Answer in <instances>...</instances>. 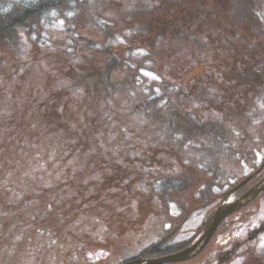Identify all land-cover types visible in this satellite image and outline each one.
<instances>
[{
    "label": "rangeland",
    "instance_id": "374dc122",
    "mask_svg": "<svg viewBox=\"0 0 264 264\" xmlns=\"http://www.w3.org/2000/svg\"><path fill=\"white\" fill-rule=\"evenodd\" d=\"M21 1L0 0V19L26 14L19 10ZM81 1L66 20L52 11L53 21L41 14L23 15L20 26L11 23L15 41L7 46L17 47L0 45V264H117L168 227L164 222L170 219L168 211H176V202H205L191 187L171 195V201L150 196L151 176L200 174L190 184L203 183L209 163L201 157H218L236 180L248 172L232 165L235 151L232 162L225 161L230 153L218 140L231 136L213 131L211 123L226 130L230 118L232 126L247 133L249 122L250 132L264 139V67L255 73L261 77L251 80L249 92L244 90L233 116L224 112L215 117V109L223 107L218 102L227 101L232 89L212 92L209 84L213 73L215 78L232 77L234 84L238 74L257 64L255 48L264 42V0H232L233 11L231 0H206V18L190 0H86L84 8ZM230 11L231 24L244 29L243 43L230 30L220 35L207 30ZM99 17L105 19L104 28ZM32 19L38 20L34 26ZM195 24L192 33L188 28ZM92 40L100 49L90 48ZM107 70L103 78L100 74ZM180 79L188 82L183 97L165 85ZM151 88H163L168 99L154 96L148 104ZM157 100L161 105L156 106L169 113L166 118L159 111L163 121L154 115ZM186 112L201 115L202 126ZM155 123L167 124L159 135ZM144 154L152 161L140 157ZM147 206L153 213L149 209L142 216L139 209ZM208 210L191 212L169 244L187 239ZM236 214L241 221L231 231L237 237L245 234L246 225L264 221V193ZM103 217L110 233L119 230L111 243L103 237ZM219 232L203 257L226 243L228 234L218 237ZM245 252L232 264H264V233Z\"/></svg>",
    "mask_w": 264,
    "mask_h": 264
},
{
    "label": "flooded vegetation",
    "instance_id": "af4514ba",
    "mask_svg": "<svg viewBox=\"0 0 264 264\" xmlns=\"http://www.w3.org/2000/svg\"><path fill=\"white\" fill-rule=\"evenodd\" d=\"M183 1L186 3L187 0H183ZM190 1H191V3L197 5L199 7V9H201L200 7H202V10H201L202 17L206 18L207 16H209L208 11H209L210 7L205 8V6H204V2L206 0H190ZM215 1H217V0H215ZM234 3H236V2H234ZM228 8H230L233 11L232 0H231L230 5L228 6ZM184 10H186L185 5H183V11ZM217 14L218 13L216 12L215 15H217ZM241 16H242L243 20L248 19L245 15H241ZM232 17H234V16H233L231 11L227 15H222V16L216 17L217 18L216 22H214L212 20L213 21L212 24L214 26L212 25L207 30L212 29L213 32H215L219 35L224 34L225 31H227V30H230V32H232V33H230L231 36L233 37V35H234L235 37H237V38L234 37L235 40L239 41L240 43H243L244 39L240 36L241 35L245 36L244 29L237 27L234 23L232 25L231 24L233 22ZM257 17L259 18V16H257ZM218 20H220V22ZM7 23H8L7 20H2V26L7 24ZM196 28L198 29V26L195 24V25H193V27L191 25V27L188 28V30H190L192 33H195V32H197L194 30ZM204 29H206V28H204ZM183 30H184V28L180 29L181 33L184 32ZM5 34H6L5 31L0 26V35L2 36V38L4 37ZM229 41H230V44L234 45L233 39L231 37L229 38ZM1 43H3L5 46L7 45L5 42H3V39L0 40V45H1ZM263 44H264V42L263 43L258 42L256 45V48H255L256 49L255 52H254V50L252 51V52H254V55H257V57H258L257 64L253 63L252 67H251V65H249L247 68H245V71L242 72V75L244 77L241 76L240 74H238V76H236V77L240 78V79L237 80L236 83H234V84H236L235 86H234V84H232L233 81L230 79L232 77H229V79L215 78L214 73H213V75L210 76L209 84L211 85L212 92H219V91H222L224 89L231 88L232 93H233V94H230L227 96V101L218 102V103H221L223 105V107L221 106L222 110H220V111L215 109V112H216L215 117H217V119H220L221 117L218 115L223 114L224 112H226V114L228 112L233 116L238 105H240V101L242 102V99H243L242 96L245 93L249 92V84L252 83L251 80L254 78L256 79V78L261 77L260 75L258 76V74L255 75V73L258 71V69H262L264 67V51L262 49ZM237 46L241 47L240 45H237ZM243 55H244V52H242L241 56H243ZM222 61H225V60L222 59ZM246 63H249L248 60ZM230 66L233 67V65H231V64H230ZM221 71H224V70H221ZM186 85H188V82L185 79H182V80L180 79L178 82H176V84L173 85L174 88L177 89L175 91L176 96L179 95V96L183 97V94H185L184 87ZM189 87H191V85ZM167 88L171 89V83L167 84ZM188 89H190V88H188ZM262 89L264 90V87H262ZM244 90L247 92L244 93ZM147 97H148V99L150 97L152 98V88H151V90L147 91ZM225 98L226 97L224 96V99ZM149 101H150V99H149ZM181 103H182V99H181ZM178 104H179V101H178ZM182 107L183 106H181L180 108H182ZM147 108H149V107H147ZM175 108L178 109V107H175ZM162 111L166 115V118H167V115L169 113L168 112L166 113L165 110H162ZM186 114H188V116L191 119L196 121L197 124L202 126V124L200 122L201 115H198V114L196 115L193 112H191V113L186 112ZM226 117H228V115ZM231 122H233V121L229 118L227 121V124H226V130L224 129L225 128L224 126L222 128H219L217 121L214 123H211V127L213 128V131L218 130V132H220V134L222 136H226V133L228 131L229 135L231 136L227 139L218 140L222 143L221 146L224 149H227L226 151H228L230 153L229 155H225V157H224L225 161L226 162H229V161L232 162V158L234 155H231V153L235 151V157H234L235 162L233 161L232 165L233 164H239L238 167L241 169L247 168L246 171H249L251 169V167H254V166L256 168V165L250 166V163L254 164V163L260 162L262 159H264V139L263 138H257L256 137L257 134L252 133L253 131L250 132L249 122H247V125H246V126H248V128L247 127L245 128L247 130V133H241V129H239L238 126L237 127L232 126L233 123H231ZM167 123L175 126V122H172V123L167 122ZM155 124L157 126L156 130H157L158 135L160 133V129L167 125L166 123H155ZM210 132H212L211 128H210ZM254 137H256V138H254ZM181 138H182V136H180V134H179V139H181ZM174 145H176V144H174ZM233 148H235V150ZM140 157H145L146 161L147 160L152 161L150 156H147V154H144V156L140 155ZM200 160H201V162L204 161V162H208L209 164L205 165L206 176L204 177L203 183L196 182L194 186L190 184L191 183L190 181H191V179L192 180L199 179L200 174L198 175V177L189 176L187 174L176 175V174H170V173H163V174H159L156 176H151V179L148 181V185H147L148 187L146 188V191L148 192V194L150 196H151V193H153V194L156 193V194H160L162 196H165L166 199L169 200L171 195H175L176 193L180 194V192H183L184 190L186 191L187 187H191V188H194L197 190V192L200 194L199 199L201 201H205V202L197 203L194 201L190 202V200L188 202H187V200L186 201L183 200L181 203L176 202V205H175L176 211L173 214L171 211H168V214L170 215V217H169L170 219H168L164 222V223H167L168 227L163 232H161L156 239H154L151 242H148L145 246H143L139 250V253H136V255H144V252L146 253V255H148L152 251L156 252L154 255L161 254L159 252H163L165 250V248H163V246L165 244H168L172 240L173 236L180 229V226L186 221L187 217L193 211L195 212V211L201 210V208L209 209L203 215L202 219L200 220V222L197 226L199 227L202 224H204L205 221L210 216V214L212 213V211L214 210V208L217 205V203L219 202V200L222 199L223 194L228 189H230L233 185H235V183L239 180L238 178H237L238 180H236V178L233 177V175L229 176V172H232V171H230L231 168L224 166L223 161H220L218 157H214L211 160H204L201 157ZM110 161L117 162L115 160H110ZM200 164H202V163H200ZM202 168H204V166ZM255 168H253V169H255ZM232 169H234V167H232ZM240 175L244 176L245 174H240ZM225 178H227V179H225ZM232 178H233V180L230 181V179H232ZM220 181L223 182V186H221ZM230 182H232V184H230ZM245 186H247V185H245ZM245 186L242 187L241 189H239L236 192V194L241 193L244 189H246L248 187V186L247 187H245ZM169 201H171V200H169ZM167 204L169 205L171 203H167ZM122 205L123 204L118 203L117 207L119 206L123 209ZM149 209H150V207L147 206V207H145V210L142 207L139 210L141 211V215L143 216V215H145V213ZM149 211L151 214L153 213V209H150ZM116 212H117V210L114 209V214ZM234 215L235 214L227 217L225 219V221H223V223L217 229V232H218V230L220 231L217 234L218 237L223 236L224 233L228 234L226 243L221 244L222 249H219L220 247L214 246L213 248L216 251L208 252L205 255V257H203L202 256L203 253H201L198 257H202V259H201L200 263H198V264H232L236 260L237 257H240L241 253H244L246 255L247 253L245 252V250L249 251L250 245L253 242H256L259 239V236L264 233V221H262V222H256V223L251 224V225H246L245 234L241 233L237 237L234 236L232 231H231V227H232L231 225H233L234 223H239L241 221V220H239V219H241L240 218L241 216H238L235 218ZM142 216H140V218ZM106 220L107 219L103 217V220L100 219L99 221H100V224H104L103 231L105 232V234L103 235V237L104 238L106 237L108 239L105 242L111 243L114 240V237H117L119 235L118 233H116L119 230H117V229L114 231L111 230L112 233H110L109 229L107 228L108 226H107ZM220 228H221V230H220ZM216 233H215V235H216ZM215 235H214V237H215ZM214 237H213L212 241L214 239H216V237L215 238ZM183 241H187V240L185 239ZM180 242H182V241H180ZM149 245H150L149 250H146ZM120 247H121V245H120ZM208 247H209V245L207 246V248ZM104 248L105 249L107 248L106 245ZM144 248H145V250H144ZM125 257H130V256H125ZM125 257H123V258H125ZM185 263L188 264V262H185Z\"/></svg>",
    "mask_w": 264,
    "mask_h": 264
},
{
    "label": "water",
    "instance_id": "95a60500",
    "mask_svg": "<svg viewBox=\"0 0 264 264\" xmlns=\"http://www.w3.org/2000/svg\"><path fill=\"white\" fill-rule=\"evenodd\" d=\"M264 167V162L262 166L258 169H262ZM253 173L246 177L243 181H241L239 184H237L235 187H233L226 195L225 198L220 202V204L217 206L216 210L211 215L210 219L204 226L202 232L200 235L188 246L185 248L176 251L174 253H170L164 256H159L156 258H135L129 261H126L121 264H165V263H173V262H179L184 261L187 259H190L197 255L199 252L202 251V249L205 247V245L208 243L210 238L212 237L213 233L217 229L220 222L223 220V218L230 213L236 211L237 209L241 208L245 204L249 203L251 200H253L255 197H257L261 192L264 191V176L253 186H251L247 191H245L243 194L228 199V196L233 193L237 188L245 184L247 181H249L254 175Z\"/></svg>",
    "mask_w": 264,
    "mask_h": 264
},
{
    "label": "trees",
    "instance_id": "16d2710c",
    "mask_svg": "<svg viewBox=\"0 0 264 264\" xmlns=\"http://www.w3.org/2000/svg\"><path fill=\"white\" fill-rule=\"evenodd\" d=\"M82 3L81 0H74L73 1V11H74V4L77 3ZM59 1L55 0L53 2V0H36V1H32V3H27L26 4V9L27 11L25 12L26 14H22L20 16L14 17L13 20L11 19L8 24H5L4 27L9 28V30H11L12 28V24L11 23H15L18 24V26H20L22 24V22H24L26 20V18H24L22 21V16L26 15V16H30L32 15L33 18H35L36 15L41 14V13H46L47 11L51 10V7H57L59 5ZM63 4H65V2H63ZM65 12V10H64ZM30 14V15H29ZM33 20V19H32ZM2 21V20H1ZM100 28H103L104 24L99 25ZM95 45L94 42H90L89 46L90 48H93V46Z\"/></svg>",
    "mask_w": 264,
    "mask_h": 264
}]
</instances>
